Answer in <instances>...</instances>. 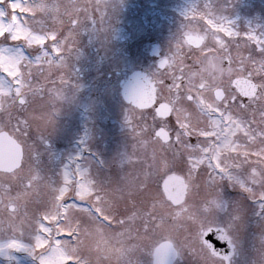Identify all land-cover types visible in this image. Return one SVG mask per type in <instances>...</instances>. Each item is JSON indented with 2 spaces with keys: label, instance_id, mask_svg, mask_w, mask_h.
<instances>
[{
  "label": "rangeland",
  "instance_id": "obj_1",
  "mask_svg": "<svg viewBox=\"0 0 264 264\" xmlns=\"http://www.w3.org/2000/svg\"><path fill=\"white\" fill-rule=\"evenodd\" d=\"M17 4L19 8L15 7ZM157 11L162 15V36L158 42L169 58L179 44L178 21L187 20L190 27L207 31V41L196 54L211 51V60L223 58L220 65L213 66L226 67L233 74L249 72V66L240 63V53L248 56L256 47L247 40V34L253 32L264 39V0H0V34L12 19L11 32L17 39H29L38 48L47 45L54 54L33 66L31 82L42 84L44 91L35 98L29 93L26 105L31 116L50 114L52 123L44 128L41 119H34L22 137L32 147V153H24L22 165L13 172H0V196L4 203L11 200L15 206V209L0 206V264H152V249L162 240L172 241L175 247L189 246L175 264H223L203 248L199 238L201 228L218 223L217 214L223 209L226 213H221L220 220L230 228L229 236L235 244L229 264H264V200L247 194L249 189L264 191L263 145L255 156L261 166V178H257L253 187L242 186L241 181L240 187L234 185L243 191L235 203H218L220 200L212 198L216 202L204 207V202L199 200H204L212 189L200 184L189 188V197L175 206L167 203V199L156 198L158 184L154 183L134 196L137 207L133 210L132 202L122 200L117 191L130 181L143 180L134 167H127V161L136 152L128 148L130 142L149 146L155 153L158 170H163L164 161L173 163L172 143L162 146L151 135L155 123L149 115L151 110L138 109L144 115L137 114L131 124L127 123L130 105L119 96L118 78L115 86L106 89L96 86L93 80L97 75L94 71L101 73L105 65L106 69L121 73H128L137 65L150 67L146 54L149 32L154 33L155 28L145 21L155 25ZM220 24L235 35L228 37L227 33H220L223 41L214 39L211 33ZM112 25L118 26V30L123 25L120 36L125 35L126 40L119 36L111 41L115 54L109 63L102 65L104 59L97 63L93 46L100 39V46L107 51ZM53 40L60 46L53 45ZM0 47L13 45L9 42ZM40 64L43 72L39 70ZM16 67L0 57V72ZM170 70L165 71L169 74L167 79H171ZM78 71L84 77L76 80ZM61 74L65 81L77 85L79 94L67 108L63 105V85L58 79ZM252 77L258 82L256 99L262 104L264 74ZM52 80L60 93L59 96L53 93L54 98L49 99L47 89L53 87ZM163 92L167 96L169 84ZM6 97L7 93L0 92V98ZM25 115L18 106L12 109L11 118L0 109V129L6 126L11 133L17 117L23 119ZM261 115L264 110L260 111ZM145 120L147 133L140 127ZM262 123L264 118L259 123L264 128ZM110 147L115 151H108ZM77 167L88 176L82 179L78 172L73 188L71 172ZM65 171L69 172L68 177L63 176ZM88 180L94 182L88 184ZM220 192L221 198L224 197L221 188ZM73 200H84L85 206L87 203L96 208L104 221L86 207L72 203ZM237 212H243L242 218ZM12 242L23 244L32 254L7 248Z\"/></svg>",
  "mask_w": 264,
  "mask_h": 264
},
{
  "label": "flooded vegetation",
  "instance_id": "obj_2",
  "mask_svg": "<svg viewBox=\"0 0 264 264\" xmlns=\"http://www.w3.org/2000/svg\"><path fill=\"white\" fill-rule=\"evenodd\" d=\"M142 18L145 19V15H142ZM145 22L146 25L151 24V27L153 28L154 26L155 28L154 33L149 32L148 44L150 45L146 54L149 59L148 64L150 67L137 65L139 67H135L130 71H146L148 73L150 78L154 81L155 101L159 96L164 102L170 103V115L168 117H171L172 122L174 123L175 121L185 132V140H187L188 135H199L203 137L214 135L217 125L215 123H210L208 116L205 114L207 111H219L221 115H225V124H228L229 120H231V126H233L231 127V132L223 144L216 145L215 154L210 163L215 165L218 172L224 173L226 179L235 176L239 178V181L244 182L242 186L245 184L248 187L256 185L258 181L257 178H261V166L259 160H257L255 156L257 155L258 147L260 145L264 146V128H261L259 125L260 121L264 118V115H261L262 117L259 116L260 111L264 110V103L259 104L256 99L259 88L255 96L250 98L255 100L254 103H249L246 107H241L239 102L236 104L231 103V98L235 95L233 91L236 90L233 79L241 76L249 78L250 73L233 74L232 71L226 70V67L218 69L213 66V64L220 65L223 58L211 60V51L206 50L197 55L196 52L200 51L205 45L208 33L203 29L190 27L187 20L177 22V36L179 45L181 46L179 51L177 46H175L171 57H166L158 42V38L162 36L161 12L157 11L155 25L149 20ZM13 24L14 21L11 20L10 31L13 29ZM117 27L116 25L109 27L110 41L107 42V51H105L103 45L100 46L98 41L100 39H98L97 44L93 46L94 55L98 58L97 63H101L103 59L104 62L102 65H104L105 62L109 63L111 55L115 54L114 48L111 46V41L115 37H119L120 33L124 31L123 25L120 26L119 30ZM124 36H120L122 41L126 40ZM200 40L202 41L199 44ZM252 45L255 46V44ZM161 60L167 61L163 68H161L160 65ZM74 69L77 71L78 67L75 66ZM103 69L101 73H99L100 71H94L97 75L93 79L95 82L94 84H96V86L101 85L100 87H102V89H106L113 85L115 86L116 77L118 78V86H120V83L125 80L128 74L121 73V71L117 69H106V65ZM169 70L171 71V78L172 76L176 77L175 86L170 83V92L167 96H164V92L159 91L162 80L157 83L156 79L153 78V74L159 76V72L164 73ZM78 73L79 76L76 80L84 77L82 71H78ZM115 74L117 76H115ZM249 79L256 81L252 76ZM236 92L238 91L236 90ZM225 93L229 94L228 100L225 101L221 109H217L216 105L220 100L224 99ZM75 95H79L77 85H71L65 81L63 85V105L66 104V108L69 106L71 107L70 104L73 102L72 100L77 98ZM242 99L247 103V98ZM166 118L161 119L165 120ZM106 119L108 120V118ZM262 125H264V123H262ZM204 129L212 130L203 131ZM174 139L173 137V140ZM208 143H212V141L209 140ZM172 145L174 150L173 162L177 163V171L179 172L178 155H182L187 150L182 144L172 143ZM108 151L113 150L110 147ZM198 155L199 153L193 155L192 173L187 176L185 171L181 176L186 180L188 187H197L203 184L207 189H212L214 184L221 182V177L218 175L217 171H213L211 167L208 168V172L211 173L210 176L207 174H197L196 170L199 168L200 164L208 163V161L202 158L197 159L196 157ZM27 184L29 183L27 182ZM234 185L237 184L232 181L225 180L222 182L220 188L223 191L224 197L221 198V201H217L218 203L227 204L237 202L238 197L243 195V191L237 190ZM212 194L213 193L207 195L204 201L214 202L215 200H210L216 198ZM216 200L219 199L216 198ZM3 205H7L9 209H15V206L11 204V200H7L4 203L3 197L0 196V206Z\"/></svg>",
  "mask_w": 264,
  "mask_h": 264
},
{
  "label": "snow or ice",
  "instance_id": "obj_3",
  "mask_svg": "<svg viewBox=\"0 0 264 264\" xmlns=\"http://www.w3.org/2000/svg\"><path fill=\"white\" fill-rule=\"evenodd\" d=\"M15 7L19 8L20 6L17 4ZM11 26H9L10 28ZM220 33H227L228 37H231L235 35L231 32L230 28L225 27L224 24H220L218 26V30L211 33L212 37L214 39H220L223 41L220 37ZM37 37H33L35 39ZM247 40L251 41L255 44V49L253 50L252 54L248 56H244L242 53H240V63L242 65H247L248 71L250 73L249 78L253 75H261L264 74V39L258 38L253 32H250L247 34ZM11 42L13 47L7 48V47H0V57L4 58L8 64H11L13 66H17L16 68H5L3 72H0V92L7 93L6 98H0V109L5 111L6 114L9 115L11 118L12 116V109L14 107H19L22 112H25L26 115L23 119H20L17 117L15 127L12 129V132L10 135L14 137V139L17 140V142L20 143L22 151L26 155H30L33 151L32 147L28 145L22 137L27 132V129L32 126L34 119H41L43 121L42 127L47 128L51 125V115H44L41 114L40 117L31 116L29 113H27L26 105L29 103V100L27 99L28 94L32 93L33 98H35L37 95L41 94L44 91V86L42 84H32L31 78L33 76L32 68L35 64L39 63L42 59H45L49 55H53L51 51V47L45 45L44 48H38L33 46L32 41L29 39L25 40H19L15 36L14 33L11 31H5L3 34H0V45L8 44ZM52 44L59 47V43L57 40H53ZM180 45H177L178 51L180 49ZM241 45H237V49H239ZM63 54V53H61ZM58 59V58H56ZM167 63L166 60H161L160 65L161 68ZM41 72L44 71L43 64H40ZM51 71V69H49ZM58 71V70H57ZM7 74L6 76L4 74ZM168 72L160 73L159 76H156V74H153V78L156 79V82L159 83L160 80H163L164 83L160 84L159 91L163 92L167 84H173L175 86V80L176 77L172 76L171 79H167ZM10 77L11 79H9ZM60 83L62 85L65 84V77L61 74L58 77ZM170 80V83H167L166 81ZM51 84L53 87L47 89L49 93V99H53L54 97L52 94H56V96H59L60 90H58L55 87L56 81L52 80ZM235 89V88H234ZM235 95L231 98V103L236 104L239 102L241 107H246L249 103H254L255 100L250 99L248 96L242 95L239 92H236V90L233 91ZM264 95V93H262ZM229 94L225 93L224 99L220 100L216 108L221 109L224 105L225 101L228 100ZM242 98H247V103L244 102ZM130 99V97H129ZM18 102V103H17ZM163 100L158 96L156 101L151 104L149 108L150 109L149 115L151 116L152 120L155 122L154 127L151 129V135L156 137L157 142L161 143L163 146L164 142L160 140L159 136H156V133L161 129L165 128L169 131V141L168 143H176V144H182L184 148L187 150L182 155H178V163L180 171H177V163L173 162L171 165H169L166 161H164V168L163 170H158V172L154 175L158 177L157 181V189H156V198L161 200H166V197L164 196V182L173 175H182L186 171L188 174H191L193 171L192 163H193V155L195 153H199V155L196 157L197 159H204L208 161V163H201L199 168L196 170L197 174H207L211 175L210 172H208V168L211 167L213 171H217L218 175L221 177V182L216 183L212 186V193L213 195L221 201V192H220V186L222 182L225 180L232 181L236 183L240 187V181L238 177H229L225 178L224 173L218 172V170L215 168V165L211 164L210 161L213 159V156L215 154L216 145L223 144L227 137L229 136L231 132V120H229L228 124H225V115H221L219 111H207L205 114L208 116V119L210 123H215L217 125V128L215 129L214 135L210 137H203L199 135H188L187 140H185V132L179 127V125L174 121V123L171 121V117L167 118L166 120H162L160 117L156 115V111L162 103ZM143 109V110H145ZM130 111L131 115H127L126 120L127 123L131 124L133 117L137 114L143 116L144 113L141 111L138 113V109L134 108L132 105H130ZM226 111V110H225ZM141 127V131L147 133V123L145 120V124ZM7 127L5 126L3 129L6 131ZM159 129V130H157ZM212 129H204L203 131H210ZM173 137L175 138L173 140ZM211 140L212 143H208V141ZM79 172L82 179L86 178L88 176L86 171H81L79 167L74 169L71 172L73 183L72 187L75 188L76 181L75 176ZM69 172L65 171L63 176L68 177ZM153 174H145V180H134L130 181L124 188H118L117 191L120 194V198L122 200L131 201V207L133 210L136 209L137 205L135 203L134 196L141 192L146 191L147 188H142V185H145L146 180H152ZM159 181H162V188L159 186ZM88 184L93 183L94 181L88 180ZM248 195L252 196L253 198H259L264 200V191L256 192L254 189H249L247 192ZM98 200L101 199V197H97ZM85 201H75L73 200L72 203L77 204L79 207H86L89 212H91L93 215L96 216L97 219L104 221V216L101 215L99 212H97L96 208L92 207L91 205H88ZM65 204L68 203V201L64 202ZM167 203L171 204V201H167ZM221 213H226V210L223 209V211L219 212L217 214V225L215 227L206 229L202 231L199 234L200 242L205 248L209 254L214 259H220L223 261V264H225L226 261H228L229 257L227 255H224L218 251L219 245H223L225 243L231 244L230 241V228H228L221 220L220 215ZM134 211L132 212V215H134ZM132 215H129V219L132 218ZM42 222V221H41ZM121 223H123V220H121ZM38 238V235L37 237ZM159 243V242H157ZM5 247V246H4ZM9 249H16V250H26L29 251L30 254H32L30 249L25 248L23 244L19 243H9L6 245ZM188 245L183 246H176V254H182L184 248H188ZM190 251L194 250L189 248ZM43 264V262H42ZM159 264H169V262L164 259L159 261Z\"/></svg>",
  "mask_w": 264,
  "mask_h": 264
},
{
  "label": "water",
  "instance_id": "obj_4",
  "mask_svg": "<svg viewBox=\"0 0 264 264\" xmlns=\"http://www.w3.org/2000/svg\"><path fill=\"white\" fill-rule=\"evenodd\" d=\"M241 79L236 81L239 91L245 95L247 88L241 87ZM253 90V89H252ZM250 92V91H249ZM251 91L250 93H252ZM121 96L126 101L139 108L148 107L153 103L154 86L153 82L145 72L133 71L122 83ZM130 97V99H129ZM157 115L166 117L169 114V105L162 103L157 109ZM159 130V129H157ZM162 140L167 139V132L162 128L156 133ZM22 156L21 146L6 132L0 131V170L11 171L19 166ZM163 183V182H162ZM186 185L182 178L177 175L169 177L164 182V193L173 204H178L183 200ZM232 245L225 243L219 245L218 251L224 255H229ZM176 257V250L169 242H162L153 250V264L166 259L169 264Z\"/></svg>",
  "mask_w": 264,
  "mask_h": 264
},
{
  "label": "trees",
  "instance_id": "obj_5",
  "mask_svg": "<svg viewBox=\"0 0 264 264\" xmlns=\"http://www.w3.org/2000/svg\"><path fill=\"white\" fill-rule=\"evenodd\" d=\"M153 157L152 153L149 151L147 152V150L142 149L141 147V153L138 155V158L143 161V165L144 170L142 171V174L145 178V174H153L152 175V180H146V183L152 182L154 181L155 178V163L151 160V158Z\"/></svg>",
  "mask_w": 264,
  "mask_h": 264
},
{
  "label": "bare ground",
  "instance_id": "obj_6",
  "mask_svg": "<svg viewBox=\"0 0 264 264\" xmlns=\"http://www.w3.org/2000/svg\"><path fill=\"white\" fill-rule=\"evenodd\" d=\"M28 249V248H27ZM26 251V250H25ZM26 252H29V251H26Z\"/></svg>",
  "mask_w": 264,
  "mask_h": 264
}]
</instances>
